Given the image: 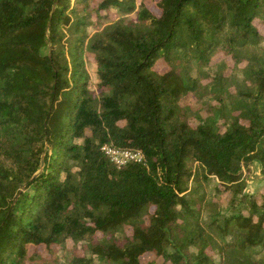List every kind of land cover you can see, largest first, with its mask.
I'll use <instances>...</instances> for the list:
<instances>
[{
  "label": "trees",
  "instance_id": "16d2710c",
  "mask_svg": "<svg viewBox=\"0 0 264 264\" xmlns=\"http://www.w3.org/2000/svg\"><path fill=\"white\" fill-rule=\"evenodd\" d=\"M88 5L0 0V264H264V0Z\"/></svg>",
  "mask_w": 264,
  "mask_h": 264
},
{
  "label": "rangeland",
  "instance_id": "374dc122",
  "mask_svg": "<svg viewBox=\"0 0 264 264\" xmlns=\"http://www.w3.org/2000/svg\"><path fill=\"white\" fill-rule=\"evenodd\" d=\"M73 0H71L72 2ZM140 0H136L137 3H139ZM93 0H89V5L88 7L86 8V12H90V18H88V24H87V27H86V30L89 34H91L94 30H96L99 26H102L104 25L105 23H108L110 22V18L111 17H116L117 15L120 16L122 15L120 12H117L118 10L114 7H111V11L112 13H110V15L108 16L109 19H107L106 17H102L101 15L99 14H96L91 8V4H92ZM97 4V0H95V5ZM92 10V11H90ZM116 12V13H115ZM106 13V12H105ZM134 16V14H128L126 15V19H130ZM86 60H84V64H85V67H86V70H87V73H88V85L90 88H94L96 90V82H97V78H96V75H95V69H96V64L94 63L93 61V57L91 56V54H87L86 55ZM187 102H189V104L192 103V105L195 107V108H198L200 105L198 102H193V100H187ZM257 177L254 178V180L252 182L249 183V190L250 191H254L256 190L258 187L262 186L263 182H262V179L260 178V174L256 175ZM68 243H71L68 241ZM70 244H68L69 246ZM81 247L80 245L78 246V248ZM61 250H57L56 251V254L59 255L60 259H61V264L64 263V257L66 256V254H63V253H60ZM256 257H264V249L263 248H257L256 250V254H255ZM213 264H221L220 262V256L219 254L217 253H214L213 254Z\"/></svg>",
  "mask_w": 264,
  "mask_h": 264
},
{
  "label": "built area",
  "instance_id": "2783aa9c",
  "mask_svg": "<svg viewBox=\"0 0 264 264\" xmlns=\"http://www.w3.org/2000/svg\"><path fill=\"white\" fill-rule=\"evenodd\" d=\"M101 149L117 166L125 165L130 161L142 160V155L138 151L120 149L108 144L103 145Z\"/></svg>",
  "mask_w": 264,
  "mask_h": 264
}]
</instances>
